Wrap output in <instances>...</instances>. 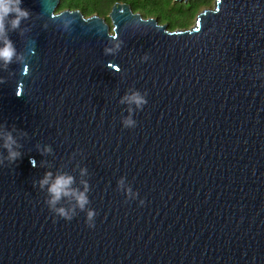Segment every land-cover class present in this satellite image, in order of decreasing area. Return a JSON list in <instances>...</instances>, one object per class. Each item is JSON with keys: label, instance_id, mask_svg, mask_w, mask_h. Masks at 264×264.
I'll use <instances>...</instances> for the list:
<instances>
[{"label": "water", "instance_id": "obj_1", "mask_svg": "<svg viewBox=\"0 0 264 264\" xmlns=\"http://www.w3.org/2000/svg\"><path fill=\"white\" fill-rule=\"evenodd\" d=\"M57 4L0 33V264H264V0L171 31Z\"/></svg>", "mask_w": 264, "mask_h": 264}, {"label": "trees", "instance_id": "obj_2", "mask_svg": "<svg viewBox=\"0 0 264 264\" xmlns=\"http://www.w3.org/2000/svg\"><path fill=\"white\" fill-rule=\"evenodd\" d=\"M172 0H58L55 11L69 9L78 10L84 17L96 14L108 24L107 13L113 3H125L132 12L142 18H155L158 24H165L167 30L185 28L193 21L195 13L204 6H209L208 0L188 1L187 7L173 9Z\"/></svg>", "mask_w": 264, "mask_h": 264}, {"label": "clouds", "instance_id": "obj_3", "mask_svg": "<svg viewBox=\"0 0 264 264\" xmlns=\"http://www.w3.org/2000/svg\"><path fill=\"white\" fill-rule=\"evenodd\" d=\"M20 0H0V33L4 32V20L11 13H15V17L11 21V26L13 29L19 27L21 18H26L29 15L27 9H23L19 7ZM106 52H111V49H106ZM16 50L12 45V42L5 37L4 46L0 47V59H2L5 64L11 63L13 56L15 55ZM130 101H134L138 106L146 103L144 98L139 95V93H135L132 96L128 97ZM127 124H131L132 122L126 121ZM11 141V136L8 138ZM14 143V141H12ZM5 148L9 150V160L15 162L19 157L20 153L14 151L11 147L10 143H5ZM50 150V149H47ZM33 166H35L34 160L31 161ZM51 173H46L45 177L41 181V186L48 183L49 177ZM72 183V178L69 176L60 175L57 176L55 181L50 185L49 192L52 194V199L50 201L51 204H55L57 200L60 199L62 195H68V186ZM78 204L81 208L87 203V197L81 193L77 196ZM60 215L64 216L67 219H71L67 215V213L63 209L58 210ZM93 212L89 211L88 218L91 220ZM91 226V225H90Z\"/></svg>", "mask_w": 264, "mask_h": 264}, {"label": "rangeland", "instance_id": "obj_4", "mask_svg": "<svg viewBox=\"0 0 264 264\" xmlns=\"http://www.w3.org/2000/svg\"><path fill=\"white\" fill-rule=\"evenodd\" d=\"M188 1H195V0H179V1L178 0H172L170 5H171V7H173V9H177V10L178 9H182L183 10L185 7H187V2ZM208 1H209V6H204V7H201L200 9H198L196 11L195 16L193 18V21H192V23L190 25L186 26L185 28H177V29H189V28H192L194 26L196 20H197L196 19L197 18L196 15H198L200 12H202L205 9H211L213 7V0H208ZM108 24H109V22H108Z\"/></svg>", "mask_w": 264, "mask_h": 264}]
</instances>
